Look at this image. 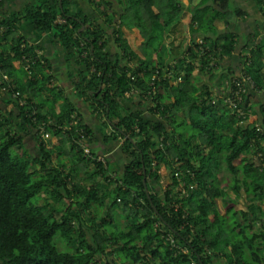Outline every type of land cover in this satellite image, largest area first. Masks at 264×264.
<instances>
[{"label":"trees","instance_id":"trees-1","mask_svg":"<svg viewBox=\"0 0 264 264\" xmlns=\"http://www.w3.org/2000/svg\"><path fill=\"white\" fill-rule=\"evenodd\" d=\"M19 1L10 9L0 0V264H264L261 33L241 47L240 73L255 90L236 109L224 99L239 74H214L239 46L215 22L243 18L239 4L191 0L181 25L180 0H118L120 15L111 0H82L84 10L80 0ZM252 1L264 32V0ZM122 25L143 38L142 57ZM175 29L187 31L181 53L165 45ZM32 36L60 50L71 96ZM100 144L118 154L102 163ZM222 165L233 197L217 185Z\"/></svg>","mask_w":264,"mask_h":264},{"label":"rangeland","instance_id":"rangeland-1","mask_svg":"<svg viewBox=\"0 0 264 264\" xmlns=\"http://www.w3.org/2000/svg\"><path fill=\"white\" fill-rule=\"evenodd\" d=\"M111 1H112V7H113L114 13L115 14H119V15L122 14L123 11H124L123 3H121L118 0H111ZM188 1L189 0H180V3L184 7V6H186L188 4ZM15 2L18 3V1H15ZM186 18H188V15H187V12H184L183 16H182V19H181V23H183L186 20ZM215 24L217 26V23H215ZM121 30L123 32L124 38L127 41V44L130 46V48L135 53H137L139 56L142 57V53L140 51V47H141V44L143 42V38L141 37L139 32L136 29L128 30L124 25H122ZM173 36L175 37V39H173L174 44L177 45V49H179V51H180V49L182 51V49H184L183 48L184 46H182V43H184V40L180 36L176 37L178 35H173ZM40 39L42 40V38H39V40H37L36 37L34 36V37L31 38V41L34 40V43H37L38 45H44V48L46 47L45 48L46 49V57L48 56L47 58H49L51 63H52V71L51 72H52L53 75H55L56 78H58L56 80V85H58L61 89L64 90L66 96H71L72 95L71 94L72 90H71L70 85L66 81V76H65L66 72L68 71V69L66 68V66L64 64L63 58H61L60 50L57 49V53H56L54 51V49L52 48V45L48 41L49 40L48 38L44 37L42 41ZM169 43H170V40L166 41L167 45H169ZM240 56H241V54H240ZM240 68H241V66H240ZM46 73L48 74V72H46ZM55 73H57V74H55ZM237 74H239V76H240L242 73H240V71H239V73H237ZM60 80H62V81H60ZM206 81H208V77H206ZM61 82H63V84H61ZM253 108H254V110L258 111V106H253ZM82 115H83V119L86 121V123L90 125L91 124L90 120L83 113H82ZM241 124L242 125H246L247 121H244ZM16 128L17 127H15L14 129H16ZM16 132L17 133L19 132L18 129H16ZM56 142H57V139L55 137H51L50 138V145H55ZM25 144H26V148L30 151V153H34L35 152L34 147H33V143L29 139L26 140ZM83 147L85 149L84 153H88V148L86 147V140L83 141ZM99 148H101L100 150H102V152L104 153L103 156H99L98 157V160L101 161L102 163H104V161H105V157L104 156H109V157H111L113 159L114 155L118 154V153H116L117 150H118V146L117 147H113L110 151H108L110 149V146H109L108 147L109 149L107 150L108 152L104 151V148H106V147L102 146L101 144H100ZM61 159L64 160V162L68 165L67 160H65V157H62ZM52 160L56 164L55 157H53ZM119 164H121V162H119ZM221 168L222 169H221V172H220V175H219V178H218L217 185H218V187H220L222 189V191L228 192L227 186L231 183L232 177L228 174V172H226V170L224 169V165H222ZM92 171H93V165H90L88 167V169H87V172L91 173ZM169 173H170L169 169H166L165 167H162V166L159 168L158 174H159L160 178H159L158 183L156 184L158 191H164V190L168 189L169 185L171 184V181H170V178H169ZM80 176L84 177L85 175H83V172H81ZM112 177H114V176H112ZM109 188H111V186H109ZM228 194L233 197L232 193L228 192ZM43 203H44V199L40 200L38 202V205L41 206ZM215 203H216V205L218 207V210L222 214L223 213V204H222V202L220 201V199H217V200H215ZM244 204H246L245 197L241 196V199L238 200L237 206L235 207V209L236 210L243 209ZM100 216L101 217L105 216L104 211H100ZM118 220H119V223L121 225H124V220H122V219H118ZM85 224H86V222H85ZM71 225H72V227H76L77 226L75 223H72ZM56 242H57V240H56ZM59 248L61 250H64V248L66 249L65 245L62 246L60 244H59Z\"/></svg>","mask_w":264,"mask_h":264},{"label":"crops","instance_id":"crops-1","mask_svg":"<svg viewBox=\"0 0 264 264\" xmlns=\"http://www.w3.org/2000/svg\"><path fill=\"white\" fill-rule=\"evenodd\" d=\"M15 1H18L17 5L21 4V1H19V0H7V7L9 6L8 8L12 9L13 4L16 3ZM234 1L237 2L239 4V8L243 12H245V16L243 18H240L237 21L230 22L228 25H225L223 21L217 20L215 22V23H217V26L215 24V27L219 33H222L223 31L226 30L228 32H232V33L237 34L239 37V46H238L237 52H235L232 57L223 58L221 60H218V66L214 69V72L218 76L222 72H224L225 70H227V71L229 70L230 72H233L234 74L237 75V73H239V71H240V62L239 61H240V54L242 53L241 47L245 44L246 39L248 37H250L255 30H257L259 33H261V35H260L261 37H264V32L262 31V18L257 12L255 3L252 0H234ZM79 2H80L79 4L81 7L80 9H83V10L86 9V2L82 1V0H80ZM190 2H191V0L188 1V4L186 6H184V7L182 6L184 9V12H187L188 18H186V20L183 23L180 22L181 25H183V24L186 25L189 22L190 15L188 13V7H189ZM71 11H72V13H75L77 11V7L73 6L71 8ZM128 30H131V29H128ZM186 32H187L186 30H183V34H179L177 32V30L175 29L168 37H166V41L170 40L169 45H167L166 41H165L166 47L171 49V51H173V52L174 51L178 52V53L183 52L185 50L187 42H188V36H187ZM173 35H178L176 37L180 36L184 40V43H182V46H184L183 47L184 49H182V51H181V49L179 51V49H177V45L174 44L173 39H175V37ZM41 38L43 40L44 37H41ZM37 40H39V38ZM55 74H57V73H55ZM57 79L58 78H56V80ZM60 81H62V80H60ZM208 83L211 85V87L213 85L215 86L214 92H216V86H217L216 82H215V84H214V82H212V83L208 82ZM61 84H63V82H61ZM86 117L88 118V116H86Z\"/></svg>","mask_w":264,"mask_h":264},{"label":"built area","instance_id":"built-area-1","mask_svg":"<svg viewBox=\"0 0 264 264\" xmlns=\"http://www.w3.org/2000/svg\"><path fill=\"white\" fill-rule=\"evenodd\" d=\"M226 86L228 92L227 97L224 99V104H227L229 109H236L237 106L242 103V96L255 90V84L253 81L250 77L243 74H241L240 77L233 78L231 81L227 82ZM238 118H240L242 122L247 121L245 113L240 112Z\"/></svg>","mask_w":264,"mask_h":264}]
</instances>
